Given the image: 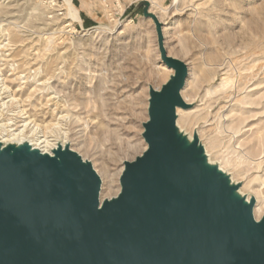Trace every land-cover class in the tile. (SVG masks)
<instances>
[{
	"label": "rangeland",
	"instance_id": "374dc122",
	"mask_svg": "<svg viewBox=\"0 0 264 264\" xmlns=\"http://www.w3.org/2000/svg\"><path fill=\"white\" fill-rule=\"evenodd\" d=\"M164 55L188 72L179 134L261 221L264 0H0V132L24 131L1 149L69 150L112 201L149 148L152 92L175 76Z\"/></svg>",
	"mask_w": 264,
	"mask_h": 264
},
{
	"label": "water",
	"instance_id": "95a60500",
	"mask_svg": "<svg viewBox=\"0 0 264 264\" xmlns=\"http://www.w3.org/2000/svg\"><path fill=\"white\" fill-rule=\"evenodd\" d=\"M163 60L176 73L151 94L149 148L102 207L101 180L75 153L0 147V264H264V218L253 221L254 201L251 212L242 202L233 214L220 208L236 188L179 134L187 67ZM176 136L189 147L183 154ZM195 155L213 168L207 180L195 175Z\"/></svg>",
	"mask_w": 264,
	"mask_h": 264
},
{
	"label": "bare ground",
	"instance_id": "6f19581e",
	"mask_svg": "<svg viewBox=\"0 0 264 264\" xmlns=\"http://www.w3.org/2000/svg\"><path fill=\"white\" fill-rule=\"evenodd\" d=\"M23 132L21 131L19 134H9L7 132V134H4L5 132H0L1 135V141L3 143H10L11 141H13V137H23ZM37 144L35 143L34 146H36V149H40V147L38 146L41 145L40 144V139L37 140ZM47 141H42L41 143H44ZM48 143V142H47ZM175 146L177 148V151L179 154H183L184 152L187 151V149L189 148L188 145H186L178 136H176V140H175ZM46 147V146H45ZM48 147V146H47ZM42 152H49L48 149H41ZM200 157L198 155L194 156V160H193V164H196L197 168L195 169V175L201 176L202 179L207 180L208 178H210L213 175V168L207 166L203 161H201L199 159ZM192 164L189 165V167ZM220 182V180H216L215 183ZM224 184V183H223ZM242 202L244 208L247 211H250L251 206H250V202H245V201H241V198L236 194V192H234L233 190L231 191H227V193L223 194L220 197V208L223 209L225 212L231 213L233 214L234 212V208H235V204ZM102 207V204H101ZM251 212V211H250ZM261 213V209L256 208L255 209V217L254 214L252 215L253 221L256 224H260L261 221H257L255 218H257Z\"/></svg>",
	"mask_w": 264,
	"mask_h": 264
}]
</instances>
